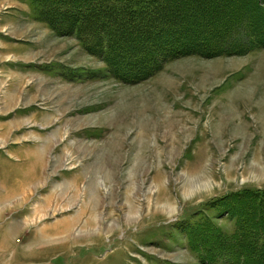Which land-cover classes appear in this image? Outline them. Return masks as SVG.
I'll return each instance as SVG.
<instances>
[{
  "label": "rangeland",
  "instance_id": "374dc122",
  "mask_svg": "<svg viewBox=\"0 0 264 264\" xmlns=\"http://www.w3.org/2000/svg\"><path fill=\"white\" fill-rule=\"evenodd\" d=\"M64 9L0 0V264H203L189 233L264 192V49L124 83Z\"/></svg>",
  "mask_w": 264,
  "mask_h": 264
},
{
  "label": "trees",
  "instance_id": "16d2710c",
  "mask_svg": "<svg viewBox=\"0 0 264 264\" xmlns=\"http://www.w3.org/2000/svg\"><path fill=\"white\" fill-rule=\"evenodd\" d=\"M56 1L71 8L58 15L69 21L60 32L86 40V48L124 83L145 81L167 62L191 55L231 57L264 49V0ZM79 3L90 10L72 14ZM227 201L240 220L234 234L199 226L188 235L190 246L203 264H264V192L244 191Z\"/></svg>",
  "mask_w": 264,
  "mask_h": 264
}]
</instances>
